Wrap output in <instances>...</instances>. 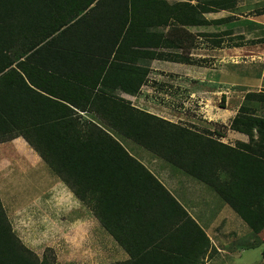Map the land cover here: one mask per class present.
I'll return each instance as SVG.
<instances>
[{
    "label": "trees",
    "instance_id": "trees-1",
    "mask_svg": "<svg viewBox=\"0 0 264 264\" xmlns=\"http://www.w3.org/2000/svg\"><path fill=\"white\" fill-rule=\"evenodd\" d=\"M95 1L100 0L74 2L69 19L76 17ZM123 1L131 19L141 18L143 23L146 18L148 27L169 25L170 29L222 25L229 18L206 20L202 15L233 9L236 3V0H203L195 5L187 1L172 4L166 0ZM137 2H146V6ZM31 6V0H0V12L6 13L9 25L14 27L17 16ZM263 11L260 13L264 14ZM229 34L228 30H224L220 33H201L200 36L219 49L264 44V38L243 41L238 36L236 42L223 45V37ZM154 35L151 45L155 49L176 48L172 39L165 38L161 33ZM31 49L32 45L26 51ZM4 51L0 49V55L7 58ZM151 56L153 59L187 65L204 62L155 51ZM4 68L2 65L0 72ZM7 76L0 79V143L22 137L80 200L87 202L86 199H94L96 195L97 203L93 207L102 204L103 208L92 209L117 242L126 246L125 250L130 254V262L126 264H198V260L210 248V242L160 182L129 156L106 130L131 140L184 174L211 187L253 232L259 233L264 226V118L249 114L245 107H240L229 127L247 136L256 131L259 146L240 143L238 148L228 147L210 135L170 123L122 101H114L115 105L108 108L114 107L112 112L104 111L102 115L96 112L106 123L101 124L102 128L97 124H72L68 120V113L61 116L67 119L64 124H48L47 121L43 124H17L15 104L10 98L17 84L11 88L9 80L7 87H3L2 80ZM19 78L32 93L21 76ZM142 83H137L134 93L139 91ZM3 89H6L7 95L2 92ZM254 96L248 93L246 98ZM24 116H28L27 112H24ZM81 126H85V129H81ZM36 136L50 137L51 143L40 144ZM121 211L126 213L128 222L136 227L130 231L132 240L129 242L123 235H115L112 225L116 216L122 215ZM44 257L39 259L20 242L0 202V264H51Z\"/></svg>",
    "mask_w": 264,
    "mask_h": 264
},
{
    "label": "rangeland",
    "instance_id": "rangeland-1",
    "mask_svg": "<svg viewBox=\"0 0 264 264\" xmlns=\"http://www.w3.org/2000/svg\"><path fill=\"white\" fill-rule=\"evenodd\" d=\"M263 10L264 0H236L233 9L202 15L206 20L229 18L228 21L200 29L202 33L228 30L230 34L223 37V45L236 42L238 36L243 41L260 40L264 38V14L260 13ZM195 53L206 63L212 62L210 66H152L156 72L153 83L166 87V91L156 87L159 101L172 107L163 108L156 99L144 100L141 107L170 123L210 135L228 147L238 148L240 143L258 147L256 131L247 136L232 131L229 125L241 106L249 114L264 118V44L219 49L201 36V50ZM168 86L172 90L167 91ZM248 93L255 96L246 98ZM80 128L84 130L85 126ZM106 131L158 179L170 170L180 175L169 179L173 196L199 227H207L200 228L210 248L198 264H264V226L259 233L253 232L211 187L131 140ZM0 173V183L3 182L0 202L12 231L39 259L45 256L51 264H126L129 261L125 260L123 246L119 247L114 236L107 234L94 217L93 199L80 200L26 140L18 137L0 145ZM216 201L224 204L226 211L209 226L208 214H213L219 206Z\"/></svg>",
    "mask_w": 264,
    "mask_h": 264
},
{
    "label": "crops",
    "instance_id": "crops-1",
    "mask_svg": "<svg viewBox=\"0 0 264 264\" xmlns=\"http://www.w3.org/2000/svg\"><path fill=\"white\" fill-rule=\"evenodd\" d=\"M31 1V8L23 10L17 16L15 27L9 25L6 13L0 12V49L5 50V57L8 58L0 55V68L2 65L5 66L0 72V79L8 75L5 80H2L3 87H7L9 80L12 84L11 88L17 84L16 91L12 92L10 97L15 104L17 124H43L44 121L48 124H64L65 119L61 116L67 113L70 115L68 120L72 124H106L99 115L104 114L102 113L104 111L105 113L114 111V107L108 109L115 105L114 101L129 103L135 109L154 115L141 107L144 100L156 99L157 104L163 108L172 106L170 107L167 102L168 106L159 101L156 87L162 88L163 91H166V87L153 83L155 79L153 77L156 76L153 65L170 64L208 68L207 66L212 63L204 61L200 65H187L153 59L151 56L155 51L201 60L202 58L197 57L195 52L201 50L200 28L202 27L171 29L169 25L158 28L148 27L145 24L146 18L143 23L141 18L139 20L130 18L129 9L125 8L123 0L95 1L71 19L69 18L73 3L78 0ZM195 1L187 2L195 5ZM177 2L186 1L177 0ZM137 3L146 6V2ZM29 15L30 17H25ZM154 33H161L165 38L175 41L176 48L155 49L151 45L156 36ZM31 45V51H26V48ZM20 76L32 93L25 88ZM140 81L144 83L140 85L139 91L134 93L133 90ZM18 86L21 88L19 89ZM168 89L167 91L172 90L169 86ZM3 90L2 92L6 93V89ZM173 91L178 92L176 89ZM24 112H27L28 116L25 117ZM96 112L101 113L97 115ZM35 139L40 144L51 143L50 137L36 136ZM8 142H2L0 145ZM129 156L132 157L131 154ZM148 172L152 174L149 170ZM152 175L180 204L173 196L169 180L175 175L177 177L180 175L174 170H170L168 175L159 179ZM161 180H164L165 184ZM2 185L3 182L0 183V187ZM197 185L200 187L199 184ZM94 196L95 205L97 197ZM217 204L219 206L215 212L208 214L207 225L209 226L221 212L226 211L224 204ZM92 208L98 209L103 206L101 204ZM103 213L102 210L101 214ZM121 214L116 216L117 219L112 225L115 228V235H123L129 242L132 240L130 231L135 230L136 227L128 222L125 212L121 211ZM94 217L98 218L95 213ZM97 220L102 229L113 237L114 235L103 224L104 221L102 222L100 218ZM193 221L196 223L194 219ZM200 227L207 229L205 226ZM219 233L221 232L218 231V235ZM113 238L117 242L115 236ZM119 247H121L120 244ZM125 247H123L125 260H129L130 254Z\"/></svg>",
    "mask_w": 264,
    "mask_h": 264
}]
</instances>
